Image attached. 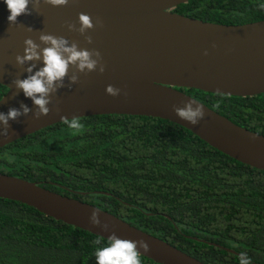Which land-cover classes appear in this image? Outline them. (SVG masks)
Here are the masks:
<instances>
[{"label": "trees", "instance_id": "obj_1", "mask_svg": "<svg viewBox=\"0 0 264 264\" xmlns=\"http://www.w3.org/2000/svg\"><path fill=\"white\" fill-rule=\"evenodd\" d=\"M264 0H188L173 11L221 24L264 19ZM232 122L264 135V92L226 96L180 88ZM6 87L0 85V97ZM0 147V173L97 206L207 264H264V171L168 120L80 117ZM100 238V244L94 242ZM107 239L0 198V264H96ZM142 264H159L140 256Z\"/></svg>", "mask_w": 264, "mask_h": 264}, {"label": "water", "instance_id": "obj_2", "mask_svg": "<svg viewBox=\"0 0 264 264\" xmlns=\"http://www.w3.org/2000/svg\"><path fill=\"white\" fill-rule=\"evenodd\" d=\"M188 0H69L66 6H52L39 0L38 9L30 0L31 14L20 15L10 25V12L0 0V112L26 105L30 111L10 120L9 135L0 137V147L52 124L61 117H87L102 114L143 115L175 123L196 135L209 146L243 164L264 171V135L235 124L180 88H194L226 96H253L264 92V19L243 24H221L192 18L173 11ZM92 18L95 27L87 31L92 43L85 42L77 28L79 14ZM97 18L102 25L97 24ZM31 29V31H29ZM63 36L80 48L96 49L105 66L85 73L70 67L63 86L49 94L50 112L35 118L37 106L18 90L13 81L27 78V69L42 61L18 65L15 57L24 54L27 38L40 48L47 47L39 35ZM207 51V55H205ZM75 75L77 82L69 78ZM112 85L118 96L106 93ZM219 91V92H217ZM203 105L205 116L196 125L181 119L174 107ZM3 124L0 123V130ZM0 198L18 201L55 220L108 239L144 240L149 251L141 255L159 264H207L167 241L143 231L120 217L81 200L61 195L37 182L0 173ZM96 211L105 231L93 226Z\"/></svg>", "mask_w": 264, "mask_h": 264}, {"label": "clouds", "instance_id": "obj_3", "mask_svg": "<svg viewBox=\"0 0 264 264\" xmlns=\"http://www.w3.org/2000/svg\"><path fill=\"white\" fill-rule=\"evenodd\" d=\"M4 2L10 12L8 16L10 25L17 23L18 16L31 14L29 10L30 0H4ZM31 2L33 3V7L38 9L39 0H31ZM44 3L52 6H66L69 0H44ZM78 19L80 27L77 28L74 23H69L67 25L69 31L79 32L80 35L84 36L85 42L91 44L92 37L86 35V33L95 27L92 18L87 14L80 13ZM97 24L102 25V21L99 18H97ZM39 40L42 44L47 45V47L41 49L40 45L32 38H27L24 41V54L22 56L17 55L15 60L21 66L30 61H42L43 66L33 73V68H35V64H33L27 69L30 73L27 78L13 81L15 87L18 90H22L25 97L30 98L37 106L36 119H39L42 115L47 116L49 114L50 109L48 105L51 102L49 94L55 92L58 86H63V80L68 76L70 67H75L81 73H85V70L87 72L95 71L98 65L100 73H103L105 70L101 53L96 49L80 48L76 41L70 44L65 37L52 34L41 33ZM204 54L207 55V51ZM69 79L73 83L77 82L75 75ZM120 91V89L112 85L106 87V93L113 97L118 96ZM193 103H196V101L188 102L183 108L174 107V110L181 119L188 121L192 125H196L204 118L205 112L201 104H197V107L193 109ZM20 108L22 112L17 108H9L6 114L0 112V123L3 124V129L0 130V137H7L9 135L10 120H16L22 114H27L30 111L24 104H21ZM61 120L76 131H81L84 128L79 117H73L71 120L67 117H61ZM91 222L93 226L102 227L105 231L109 228L108 222L101 224L96 211L92 213ZM100 242L101 240L98 238L94 243L98 245ZM140 248L144 252L149 251V245L146 241L142 239L130 240L118 238L115 232H113L108 237L106 246L96 248L94 252L96 264H142ZM239 264H251V260L246 252L240 253Z\"/></svg>", "mask_w": 264, "mask_h": 264}]
</instances>
